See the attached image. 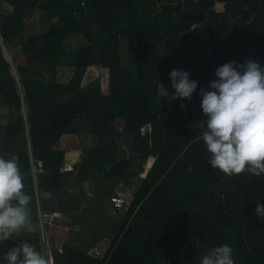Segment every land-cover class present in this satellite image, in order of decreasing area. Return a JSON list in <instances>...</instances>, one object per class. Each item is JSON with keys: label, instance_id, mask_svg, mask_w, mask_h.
Listing matches in <instances>:
<instances>
[{"label": "trees", "instance_id": "trees-1", "mask_svg": "<svg viewBox=\"0 0 264 264\" xmlns=\"http://www.w3.org/2000/svg\"><path fill=\"white\" fill-rule=\"evenodd\" d=\"M0 4V155L16 157L37 226L0 244V257L21 241L43 254L39 216L56 214L79 228L52 247L54 264H200L224 244L234 249L235 264H264V220L255 214L257 202L264 205V175L224 178L196 137L207 119L199 93L210 90L216 68L249 59L264 67V0ZM35 12L50 27L28 36ZM92 67L109 71L108 95L101 79L83 85ZM62 69L72 72L68 82L59 79ZM173 69L199 82L190 101L168 104ZM64 136L76 137L72 146L83 153L72 172ZM148 156L154 163L128 212H114L110 198L144 174ZM44 191L52 199H43ZM102 242L107 249L94 259L88 252Z\"/></svg>", "mask_w": 264, "mask_h": 264}, {"label": "clouds", "instance_id": "clouds-1", "mask_svg": "<svg viewBox=\"0 0 264 264\" xmlns=\"http://www.w3.org/2000/svg\"><path fill=\"white\" fill-rule=\"evenodd\" d=\"M215 77L210 90L199 93L207 119L196 125L200 129L196 137L209 153L208 164L228 180L241 174L264 175V67L251 59L243 64L230 61L216 68ZM169 79L174 89L169 99L190 101L199 82L191 80L183 69H173ZM42 198L52 199V193L44 191ZM31 201L16 159L0 155V244L37 231ZM255 214L264 220V205L257 202ZM233 255L234 249L224 244L208 250L200 264H235ZM0 259L4 264H49L27 241L16 244Z\"/></svg>", "mask_w": 264, "mask_h": 264}, {"label": "rangeland", "instance_id": "rangeland-1", "mask_svg": "<svg viewBox=\"0 0 264 264\" xmlns=\"http://www.w3.org/2000/svg\"><path fill=\"white\" fill-rule=\"evenodd\" d=\"M3 8V5L0 4V9ZM216 9L218 11H222L223 10V7L221 5H218L216 7ZM28 29H27V35L28 36H33L35 35L34 33H41V32H46L48 31L49 29V23L45 17V15H43V13L41 12H36L33 16V18L29 21L28 23ZM74 37L73 38H69L67 40V45L68 46H71L73 45L74 41H73ZM198 50L200 51L201 50V46L198 47ZM64 70V71H63ZM60 74V81L61 82H68V80L72 77V72L70 70H65L63 69ZM96 79H101V88H102V91L104 94H107L108 93V88H109V71L108 70H101V69H97L96 68H90L87 73H86V78H85V81H84V86L88 85L89 83H91L93 80H96ZM163 94H168L167 91H164ZM169 95L167 96V102L169 104L170 102V99H169ZM23 111H27V105H25L23 107ZM27 113V112H25ZM73 139V138H72ZM64 141V140H63ZM68 141L69 143L71 142V140H66ZM65 141V142H66ZM64 142V143H65ZM68 143V144H69ZM12 158H15V156H13ZM154 158V156H148L145 158V161H147V165H146V168H145V174H143V176H140V178L136 181H132L130 182L123 190V196L124 198L128 201H130L134 194H135V191L136 189L138 188V186L140 185L141 183V180L142 178H144L146 176V174L148 173V169L150 168V165L152 163V159ZM35 172H37V169L35 168L34 169ZM67 232V230H58L57 232V237H58V241L59 243L66 237L65 233Z\"/></svg>", "mask_w": 264, "mask_h": 264}, {"label": "crops", "instance_id": "crops-1", "mask_svg": "<svg viewBox=\"0 0 264 264\" xmlns=\"http://www.w3.org/2000/svg\"><path fill=\"white\" fill-rule=\"evenodd\" d=\"M2 5V4H1ZM3 8H1L0 10H2ZM36 13V12H35ZM44 15V14H43ZM28 23H27V29H28ZM35 35H37V34H39V33H34ZM75 40V39H74ZM73 40V41H74ZM75 42L76 41H74V43H73V45L72 46H74L75 45ZM8 55V54H7ZM9 57V56H8ZM10 58V57H9ZM92 68H95V67H92ZM97 69H100V68H96V70ZM63 70V69H62ZM60 71V74H61V72H63V71ZM65 70H67V69H65ZM101 70H104V69H101ZM105 70H107V69H105ZM59 77H60V75H59ZM71 79V78H70ZM69 79V80H70ZM68 80V81H69ZM102 93H103V91H102ZM108 93H109V88H108ZM108 93L107 94H104L103 93V95H108ZM26 104V103H25ZM25 112H27V111H25ZM73 138V139H72ZM64 140V141H63ZM66 140H71V142L69 143L68 141H66ZM66 141V142H65ZM77 139H76V137H74V136H64L63 137V139H62V141H61V144H60V147L62 148V149H64L65 151H66V161H67V169H66V171L67 172H72L73 170H74V168H75V165L82 159V156H83V153H82V151H81V148H77V147H74V146H72V145H74V144H76L77 143ZM65 142V143H64ZM69 143V144H68ZM154 158L152 159V163H151V165H150V168L148 169V172H149V170L151 169V166H152V164L154 163ZM146 165H147V161H146V164H145V168H146ZM144 174H145V171H144ZM147 175V174H146ZM143 176V175H142ZM145 178V177H144ZM144 178H142V179H144ZM127 186V185H126ZM125 186V187H126ZM125 187H121V188H119L118 190H117V192H116V194H123V190H124V188ZM138 188H139V186H138ZM137 188V189H138ZM137 189H136V191H137ZM136 191H135V193H136ZM115 194V195H116ZM135 195V194H134ZM134 197V196H133ZM78 200H79V203H80V208H81V211H83V212H89L90 211V206H89V203H88V200L86 199V200H83V199H81V198H79L78 197ZM127 203H128V205H129V201H128V199H127ZM113 209V208H112ZM50 215H55L56 216V219H53V220H49V219H47V218H45L44 220H40V216H39V220H40V229H41V236H42V244L44 243V241H43V236H44V240H45V244H46V247H47V249L49 250V252L51 253V249H52V247L53 246H61V244L62 243H64L65 241H67L66 240V238H67V236L59 243V241H58V237H57V232H58V230H68V228H69V226H71V225H68L67 223H65L64 222V217L63 216H61V215H56V214H50ZM49 216V215H48ZM44 217V216H43ZM32 218V217H31ZM46 225H48V226H46ZM72 227H77V228H79V226L78 225H74V226H72ZM67 233V235H68V231L66 232ZM65 233V234H66ZM68 242V241H67ZM43 250H44V244H43Z\"/></svg>", "mask_w": 264, "mask_h": 264}, {"label": "built area", "instance_id": "built-area-1", "mask_svg": "<svg viewBox=\"0 0 264 264\" xmlns=\"http://www.w3.org/2000/svg\"><path fill=\"white\" fill-rule=\"evenodd\" d=\"M83 6V5H82ZM110 205H112L113 211L116 213H122V214H126L128 212V203L127 200L124 198V196L122 194H116L115 196H113L112 198H110ZM45 218L49 219V220H53L56 219L55 215H46ZM40 220H43V215L40 214ZM78 228L77 227H72L69 226L68 228V235L66 240L67 241H71L73 238V232L77 231ZM43 241H44V250H43V254L48 258L49 264H54V260L52 257V254L49 252V250L46 247L45 244V240H44V236H43ZM107 249V243L102 242L98 245H96L95 247L91 248L88 252V254H90L92 257H94V259H98L101 260L104 252Z\"/></svg>", "mask_w": 264, "mask_h": 264}, {"label": "water", "instance_id": "water-1", "mask_svg": "<svg viewBox=\"0 0 264 264\" xmlns=\"http://www.w3.org/2000/svg\"><path fill=\"white\" fill-rule=\"evenodd\" d=\"M2 53H3V55H4V58L6 59V61L8 62V63H10L11 64V60H10V58L8 57V55H7V52L4 50V48L2 47ZM11 68H12V66H11ZM12 73L15 75V77H16V74H15V71H14V69L12 68ZM26 104H25V102H24V106H25Z\"/></svg>", "mask_w": 264, "mask_h": 264}]
</instances>
